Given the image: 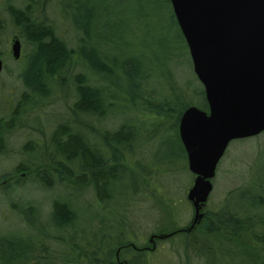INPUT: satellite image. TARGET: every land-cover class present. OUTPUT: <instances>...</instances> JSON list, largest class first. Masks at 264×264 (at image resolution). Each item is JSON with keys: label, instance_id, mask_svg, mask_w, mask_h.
Listing matches in <instances>:
<instances>
[{"label": "trees", "instance_id": "1", "mask_svg": "<svg viewBox=\"0 0 264 264\" xmlns=\"http://www.w3.org/2000/svg\"><path fill=\"white\" fill-rule=\"evenodd\" d=\"M50 1L4 0L0 7V39L3 29L9 26L22 42L21 49L28 48L24 54L20 51L24 66L19 79L24 90L10 114L0 115V154L14 130L28 127L32 135L22 145L21 158L13 167L11 177L24 172L36 189L62 190L60 195H49L50 207L45 218L38 201L10 200L19 225L15 229L0 227V264H138L133 258L119 259L135 245L129 233L133 229L124 217L131 209L133 198L142 194L138 177L143 184H150L153 166L157 171L160 165L178 158L170 156L161 160L155 156L147 177L146 166L140 159L144 156L134 159V169L126 164V156L136 153V147L143 153L144 146L166 133L175 138L183 168L188 170L186 153L178 137V121L190 105L207 110L203 87L198 82L190 93L188 84L179 87L174 84L170 85L169 94L159 101L145 99L144 94H150L149 81L155 72L160 71L164 86L169 80L175 83L172 70L166 69L164 74L161 64L153 67L149 63L150 56L143 52L126 53L123 58L109 54L108 46L127 49L125 34H133L125 20L114 17L117 15L114 7L103 0L100 5L89 0H54L55 15L68 22L74 33L73 39L67 40L59 34V26L48 13ZM167 2L176 23L169 0ZM99 25L107 32L100 30ZM180 36L186 46L181 32ZM131 92L136 93V106L141 112L165 119L171 116L170 122L162 127L161 123L155 124L147 134L135 119H121L113 128L100 126L110 115L118 114L117 105L126 102ZM58 93L66 109L54 120L44 139L40 124H36L34 131L31 126L34 120L29 119V115H38L52 103L47 99ZM126 177H129L128 182L123 181ZM19 180L21 178L15 179L14 186L19 185ZM7 184L2 188L5 192L14 187ZM259 186L263 187L261 192L240 190L237 194L245 199L241 204L237 201L234 204L228 193L218 210H207L200 219L203 220L200 229L205 235H221L235 243L244 234L250 237L256 248L253 262L243 264H264V178ZM71 189L77 195L90 189L95 201L93 207L101 211L96 215L99 217L96 228L89 232L75 224L80 213L70 201ZM127 192V199L117 202L125 198L127 195H121ZM250 210L259 211L249 215ZM104 214L118 218L111 230L105 225L108 220ZM128 225L130 227H126ZM186 229H175L167 234L170 237ZM141 251L138 248L136 254ZM228 255H231L230 249L223 253L222 261L236 264Z\"/></svg>", "mask_w": 264, "mask_h": 264}, {"label": "rangeland", "instance_id": "2", "mask_svg": "<svg viewBox=\"0 0 264 264\" xmlns=\"http://www.w3.org/2000/svg\"><path fill=\"white\" fill-rule=\"evenodd\" d=\"M3 1L0 0V7ZM89 1L96 5L101 4L100 0ZM103 1L105 4L108 3L111 7H114L117 14L114 17L125 20L128 28L133 31V34L129 32L125 34L124 41H128L129 44L127 49L108 46L109 54L123 58L126 53L139 55L140 52H143L150 56L151 60L149 63L153 67L161 64L160 69H163L164 74L166 69L172 70L171 74L175 83L169 80L164 86L165 80L163 81V78H161L162 75L157 70L159 68L153 70L157 71L149 81L148 89L150 94H144L145 99L159 101L169 94L167 91L170 90V85L174 84H177L178 87L188 84V92L191 93L199 80L195 77L187 46L182 41L178 26L170 14V6L167 0ZM53 3L54 0H51L48 13L59 26V34L67 40L73 39L74 33L71 26L68 22L61 20L55 15ZM97 27L104 33L107 32L102 25ZM12 35L13 33L9 26L3 29L1 33L0 56L3 60V69L0 72V115L3 116L10 114L18 97L24 90L19 79V73L24 66V59L22 56L19 59L12 58L10 50ZM27 49V47H23L21 54H24ZM170 54L172 56L169 60ZM111 87L116 89L112 85ZM121 88L122 86L118 90ZM129 95L130 97H128L126 102L117 105L115 112L118 114L110 115L106 120L99 123L100 126L113 128L121 119H135L141 125L143 133L147 134V131L155 124L161 123L162 127L172 119L171 116L165 119L160 118L158 115H155L156 117L146 115L141 112L140 107L136 106V93L131 92ZM61 98V93L52 94L50 99H47L52 101L51 104L41 109L38 115L33 113L29 115V119L34 120L31 123L33 130L36 124L39 123L40 129L45 134L44 139L47 138L46 136L53 126L54 120L61 117L62 112L66 109L65 101ZM95 126L98 127L96 122ZM12 134L10 138L6 139L5 150L0 154V227L7 229H15L19 225L16 213L10 208V200H29L33 203L38 201L43 212L42 216L45 218L50 207L49 195L57 196L62 192L61 189L48 192L34 188L35 185L29 181V177L25 176L24 172H19L16 176L11 177L13 167L21 158V147L27 138L32 135L28 131V127L17 128ZM33 137H36L34 133ZM40 146L41 143L39 142ZM143 149H145L144 151L141 150L143 153H140L136 147V153L126 156V164H129L130 168L132 166L134 169V159L144 156L140 159L144 161L146 166L147 177L150 175L151 168L149 166L152 165L151 161L155 159V156L161 160L168 159L170 156L178 159H172L170 164L160 165L157 171L153 166L150 184L146 182L143 184L142 179L138 177V185L142 189V194H137L138 197L133 198L135 200L131 203V209L127 216L124 217L133 229L129 233L131 234V242L135 245L132 249L130 248L132 253L131 250L126 251L119 259L127 261L133 258L138 264H226L222 261L223 253L230 249L231 255H228L227 258L231 256L236 264L252 263L256 248L249 236L244 234L235 243L226 241L221 235H205L200 229L203 220L200 223L198 222L199 224L196 223L190 229L185 230V232H180L181 234L177 233L170 237L166 235L175 229L182 230L193 219L194 210L186 198V192L192 185L194 174L183 168L184 163L179 158L181 153L178 144L170 134L164 133L150 143L149 146H144ZM7 173L11 174L6 178L4 176ZM263 175L264 132L230 141L217 164L215 175L211 178L212 190L201 208V212L206 213L207 210H218L228 193H231L230 199L234 204L236 201L237 204L245 202V199H241L237 193L243 189L254 193L261 192L263 187L261 188L259 184H263ZM18 178H21L19 185L16 184L14 186L15 179ZM123 181L128 182L129 177L124 178ZM5 184L14 187L5 192L2 190ZM69 191L71 192L70 201L80 213V217L75 224L86 232L96 228V218H99L96 215L101 214V211L93 207L95 203L93 192L87 189L77 195L72 189ZM127 194L128 192L121 195V197H125ZM77 196L79 197L78 199ZM127 197L128 195L125 198H119L117 202H123ZM133 205H136V207ZM258 211L250 210L248 214L253 215ZM105 217L106 221L108 220L105 225H109V230H111L118 218L116 216L110 218L108 215ZM151 234H157L153 241L148 240ZM140 247L147 248L144 252L142 250L136 254ZM207 250L210 252L206 253ZM205 254L208 258L207 261ZM226 261L230 263L231 260L228 259Z\"/></svg>", "mask_w": 264, "mask_h": 264}, {"label": "water", "instance_id": "3", "mask_svg": "<svg viewBox=\"0 0 264 264\" xmlns=\"http://www.w3.org/2000/svg\"><path fill=\"white\" fill-rule=\"evenodd\" d=\"M169 2L207 103V110L186 107L178 121L187 168L194 174L186 192L194 210L190 229L202 218L229 142L264 132V0ZM10 50L13 59L20 57L16 34Z\"/></svg>", "mask_w": 264, "mask_h": 264}, {"label": "flooded vegetation", "instance_id": "4", "mask_svg": "<svg viewBox=\"0 0 264 264\" xmlns=\"http://www.w3.org/2000/svg\"><path fill=\"white\" fill-rule=\"evenodd\" d=\"M184 229H186V228H184ZM186 230H187V229H186ZM156 236H157V234H151L148 240L153 241L154 238H156ZM151 238H152V239H151ZM134 248H135V247H134ZM146 248H147V247H143V248H139V249H141V250H145ZM147 250H148V249H147Z\"/></svg>", "mask_w": 264, "mask_h": 264}]
</instances>
